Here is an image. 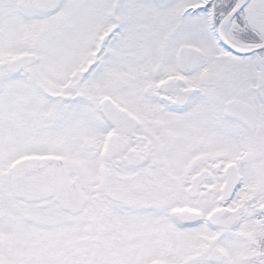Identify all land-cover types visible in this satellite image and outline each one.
I'll return each mask as SVG.
<instances>
[{"label": "snow or ice", "instance_id": "snow-or-ice-1", "mask_svg": "<svg viewBox=\"0 0 264 264\" xmlns=\"http://www.w3.org/2000/svg\"><path fill=\"white\" fill-rule=\"evenodd\" d=\"M0 264H264V0H0Z\"/></svg>", "mask_w": 264, "mask_h": 264}]
</instances>
